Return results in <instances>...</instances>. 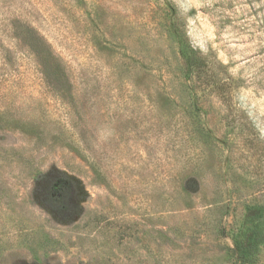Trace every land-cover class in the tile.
<instances>
[{
  "label": "rangeland",
  "instance_id": "obj_1",
  "mask_svg": "<svg viewBox=\"0 0 264 264\" xmlns=\"http://www.w3.org/2000/svg\"><path fill=\"white\" fill-rule=\"evenodd\" d=\"M253 206L264 0H0V264H239Z\"/></svg>",
  "mask_w": 264,
  "mask_h": 264
},
{
  "label": "trees",
  "instance_id": "obj_2",
  "mask_svg": "<svg viewBox=\"0 0 264 264\" xmlns=\"http://www.w3.org/2000/svg\"><path fill=\"white\" fill-rule=\"evenodd\" d=\"M15 22L18 23L19 21ZM27 30L32 33L34 41H41L39 35L35 34L33 29L31 30V28L26 27V31ZM184 56L189 69H195L201 64L197 61L201 60V58L193 59V57L188 53L186 54V52L184 53ZM245 223L247 225L246 232L235 241V249L239 264L253 263L258 254L259 246L264 243V208L259 206L248 208L245 215Z\"/></svg>",
  "mask_w": 264,
  "mask_h": 264
}]
</instances>
